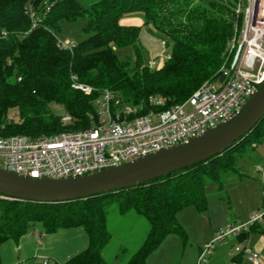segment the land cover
<instances>
[{
	"label": "trees",
	"instance_id": "16d2710c",
	"mask_svg": "<svg viewBox=\"0 0 264 264\" xmlns=\"http://www.w3.org/2000/svg\"><path fill=\"white\" fill-rule=\"evenodd\" d=\"M236 3L95 0L84 8L79 0H0V33L6 34L0 37V137L36 139L84 130L104 91L127 104L141 105L143 112L152 97L163 98L166 108L182 104L221 67L235 23H240ZM134 13L143 16L142 27L120 24L123 16ZM79 18L85 19L81 40L69 50L61 48L57 40L61 25ZM142 28L163 41L168 51L169 58L158 68L150 70L138 62L132 69L114 53L115 48L132 46L138 54ZM74 84L89 87L92 93L74 89ZM52 106L62 108L71 123L63 126ZM262 141L264 119L219 156L137 188L51 205L0 199V245L17 243L37 223L48 234L80 228L88 245L64 264H105L102 250L111 239L107 213L115 207L119 215L134 212L148 223L139 249L119 264H146L164 234L177 230L178 211L188 206L205 210L203 177L217 180L220 172H236L237 156ZM258 210H264V201ZM259 225H250V230ZM247 235L241 232L237 239Z\"/></svg>",
	"mask_w": 264,
	"mask_h": 264
},
{
	"label": "built area",
	"instance_id": "2783aa9c",
	"mask_svg": "<svg viewBox=\"0 0 264 264\" xmlns=\"http://www.w3.org/2000/svg\"><path fill=\"white\" fill-rule=\"evenodd\" d=\"M235 15L240 23H235L216 76L204 81L182 104L166 108L163 98L152 97L143 112L141 105L127 104L104 91L95 100V113L84 130L36 139L0 137V170L31 179L84 176L184 143L230 119L264 82V0H237ZM5 36L0 33V37ZM161 45L165 48L163 41ZM59 46L70 49L60 42ZM168 58L169 54L165 60ZM162 62H151L146 68H158ZM72 87L92 93L89 87ZM60 123L65 126L71 119L65 115ZM261 223L264 210L250 216L245 224L216 234L202 246L195 264H206L215 242L229 235L237 237L247 225ZM234 252L253 264L259 262L258 254L247 247Z\"/></svg>",
	"mask_w": 264,
	"mask_h": 264
},
{
	"label": "rangeland",
	"instance_id": "374dc122",
	"mask_svg": "<svg viewBox=\"0 0 264 264\" xmlns=\"http://www.w3.org/2000/svg\"><path fill=\"white\" fill-rule=\"evenodd\" d=\"M94 1L79 0L84 8H89ZM121 22L142 27L144 18L140 13L128 14ZM84 25L83 18L62 24L57 40L64 46L76 43L82 38ZM140 33L138 54L132 46L114 49L116 57L128 62L132 69L138 62L147 67L151 62L164 61L168 54L158 37L149 34L146 28ZM51 111L58 117L65 116L58 106H52ZM245 144L248 145L244 143L243 146ZM235 170L229 175L220 172L217 180L203 177L205 210L199 212L194 206H188L178 211L177 230L164 234L146 258V264H195L202 246L210 243L216 234L243 225L250 216L261 212L258 209L264 201V141L237 156ZM259 226L250 230L247 225L248 235L242 241L229 235L215 242L210 255L206 256V264H253L246 256L234 252L235 248L245 247L257 252L258 264H264V223ZM107 230L111 239L103 248L102 257L105 264H119L139 249L148 232V223L134 212L119 215L116 208L111 207L107 213ZM87 245V237L80 228L48 234L42 224L37 223L17 243L6 241L0 245V264H64L84 251Z\"/></svg>",
	"mask_w": 264,
	"mask_h": 264
},
{
	"label": "water",
	"instance_id": "95a60500",
	"mask_svg": "<svg viewBox=\"0 0 264 264\" xmlns=\"http://www.w3.org/2000/svg\"><path fill=\"white\" fill-rule=\"evenodd\" d=\"M262 119L264 82L230 119L184 143L116 167L57 180L31 179L0 170V199L51 205L137 188L219 156L242 140Z\"/></svg>",
	"mask_w": 264,
	"mask_h": 264
},
{
	"label": "crops",
	"instance_id": "0c3cea01",
	"mask_svg": "<svg viewBox=\"0 0 264 264\" xmlns=\"http://www.w3.org/2000/svg\"><path fill=\"white\" fill-rule=\"evenodd\" d=\"M120 24H121V25H124V26H128V24L122 23V22H121V20H120ZM136 26H138V25H136ZM140 35H141V33H140ZM140 35H139V37L141 38V36H140ZM160 42H161V41H160ZM258 249H261V246H259V248H258ZM256 253H257V252H256Z\"/></svg>",
	"mask_w": 264,
	"mask_h": 264
}]
</instances>
